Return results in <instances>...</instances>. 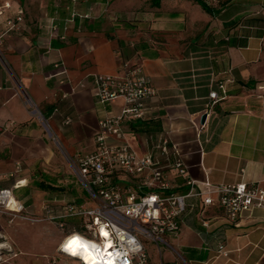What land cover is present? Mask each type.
Here are the masks:
<instances>
[{
  "label": "crops",
  "instance_id": "1",
  "mask_svg": "<svg viewBox=\"0 0 264 264\" xmlns=\"http://www.w3.org/2000/svg\"><path fill=\"white\" fill-rule=\"evenodd\" d=\"M5 3L0 122L15 126L0 134V187L11 188L15 202L40 220L9 222L0 215V235H11L6 242L15 260L36 264L37 256L53 255L64 234L47 226L46 217L71 204L94 205L76 160L96 151L99 121L122 105L97 101L100 75L123 77L136 68L154 88L143 120L123 123V136L105 142L126 143L157 161L169 183L163 195L188 191L176 160L199 185L264 181V0H0V7ZM19 13L22 23L8 31L6 20ZM220 86L225 98L207 113L208 95L222 96ZM70 171L88 202L71 198ZM111 182L138 190L122 174ZM149 192L160 193L139 191ZM185 203L176 235L143 242L147 264H264V209L243 212L233 223L217 205L204 208L201 197ZM21 224L38 226L37 241L15 236Z\"/></svg>",
  "mask_w": 264,
  "mask_h": 264
},
{
  "label": "built area",
  "instance_id": "2",
  "mask_svg": "<svg viewBox=\"0 0 264 264\" xmlns=\"http://www.w3.org/2000/svg\"><path fill=\"white\" fill-rule=\"evenodd\" d=\"M206 1L213 4L219 0ZM9 7L8 3L0 7V15ZM74 17L76 15L72 14L71 18ZM21 22L20 13L14 19H7V30L16 29ZM220 88L223 90L222 86ZM224 92L222 96L214 91L209 93L207 113L225 98ZM154 94V88L136 68L129 69L123 77L100 75L94 79V96L99 103L112 104L121 100L122 105L116 115L99 121L95 137L96 151L78 156L76 160L78 180L94 205L87 207L71 204L63 213L46 217L47 221L55 223L61 230L69 219L82 221V233L65 234L57 249L59 253L72 257L66 244L76 234L88 244L92 252V257L86 259V251L81 248L76 250L73 258L82 264H147L144 239L159 244L165 235H176L180 230L179 219L186 211L185 200L188 198L201 197L204 208L217 205L225 218L233 223L243 212L264 209V181L253 185H212L208 182L199 185L187 176L181 161L176 160L173 166L184 178L188 191L184 195H163L162 192L169 189V183L163 174V167L157 161L150 155H138L126 143L118 146L106 144L107 137L123 136V123L143 120L145 100ZM14 126L12 121L0 122V134ZM159 149L166 155V142ZM116 174L136 181L138 190L124 191L114 185L111 178ZM142 187L154 188L160 193L141 194L139 191ZM0 215L9 217V222L17 217L31 223L40 221L26 216L23 205L15 202L11 188L0 187ZM202 225L206 226L207 221H202ZM8 250L11 257H17L11 246ZM218 253L226 256L221 246ZM1 255L0 264L5 260L4 254ZM50 264H55V261L52 260Z\"/></svg>",
  "mask_w": 264,
  "mask_h": 264
},
{
  "label": "rangeland",
  "instance_id": "3",
  "mask_svg": "<svg viewBox=\"0 0 264 264\" xmlns=\"http://www.w3.org/2000/svg\"><path fill=\"white\" fill-rule=\"evenodd\" d=\"M22 23V22H21ZM20 26V25H19ZM69 175L70 177H72L71 181H73V187H74V191L76 194H74V196H72L71 198L75 201H77L78 199H82L84 202H88L87 201V197H85V195L83 194V192L81 191V186L79 185V183L75 180L74 178V173L73 172H69ZM19 196L22 198L23 197V194H19ZM89 199V197H88ZM82 202V201H81ZM26 216L30 217L28 214H26ZM31 218H34V219H38L36 217H31ZM16 219V218H14ZM17 219H20V220H23L25 221L24 219H21V218H18ZM36 223V222H35ZM43 226H41L42 228H44V223H41ZM16 224H13L12 226H14ZM47 226L49 225L50 227H52L55 231V232H60V233H63L64 236L65 234H67V228H64L63 230L59 229L58 226L55 224V223H52V224H46ZM73 224H71L72 226ZM5 227L7 228L8 226L5 225ZM18 230H16V233H15V236H22V238L26 239L28 241V243L31 242V244H33L35 241H37L38 239V236L36 235L38 232H35V230H38V226L35 225L34 227H28V226H25L24 224H21V226H19L17 228ZM7 234V233H6ZM6 237L5 238H2L3 236L0 235V254H4V262L2 264H31L30 261L28 260H15L16 257H11L9 255V250H8V247H10V245L6 242L8 238H11V235L7 234L5 235ZM144 244L146 246V244L148 245L150 243V241H147L144 239ZM58 249V248H57ZM1 255V256H2ZM36 261L35 263L36 264H50V262L52 260L55 261V264H82L79 260L77 259H74L73 257H69L65 254H62V253H59L58 251L54 252L53 255L51 256H46V257H40V256H37L36 258ZM50 260V262L48 261Z\"/></svg>",
  "mask_w": 264,
  "mask_h": 264
},
{
  "label": "bare ground",
  "instance_id": "4",
  "mask_svg": "<svg viewBox=\"0 0 264 264\" xmlns=\"http://www.w3.org/2000/svg\"><path fill=\"white\" fill-rule=\"evenodd\" d=\"M73 240L77 241V243L73 244L72 247H69L70 242ZM66 245H67V247H69V251L71 252V254H69V255H71L72 257H75L76 250L78 248H81L84 251H86V253H85L86 259H88L89 257H92V252H90V250L88 248V244L76 234L69 238L68 243Z\"/></svg>",
  "mask_w": 264,
  "mask_h": 264
},
{
  "label": "trees",
  "instance_id": "5",
  "mask_svg": "<svg viewBox=\"0 0 264 264\" xmlns=\"http://www.w3.org/2000/svg\"><path fill=\"white\" fill-rule=\"evenodd\" d=\"M71 224H73L71 226ZM65 228H67V233L72 234V233H77L81 234L82 233V221L81 219H69L65 221Z\"/></svg>",
  "mask_w": 264,
  "mask_h": 264
},
{
  "label": "snow or ice",
  "instance_id": "6",
  "mask_svg": "<svg viewBox=\"0 0 264 264\" xmlns=\"http://www.w3.org/2000/svg\"><path fill=\"white\" fill-rule=\"evenodd\" d=\"M76 243H77V241H75V240L73 242H70L69 247H72V245L76 244Z\"/></svg>",
  "mask_w": 264,
  "mask_h": 264
},
{
  "label": "water",
  "instance_id": "7",
  "mask_svg": "<svg viewBox=\"0 0 264 264\" xmlns=\"http://www.w3.org/2000/svg\"><path fill=\"white\" fill-rule=\"evenodd\" d=\"M204 118H205L204 116H202V117H201V122H203V121H204Z\"/></svg>",
  "mask_w": 264,
  "mask_h": 264
},
{
  "label": "clouds",
  "instance_id": "8",
  "mask_svg": "<svg viewBox=\"0 0 264 264\" xmlns=\"http://www.w3.org/2000/svg\"><path fill=\"white\" fill-rule=\"evenodd\" d=\"M74 241V240H73ZM73 241H71V242H73Z\"/></svg>",
  "mask_w": 264,
  "mask_h": 264
}]
</instances>
